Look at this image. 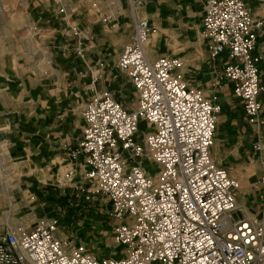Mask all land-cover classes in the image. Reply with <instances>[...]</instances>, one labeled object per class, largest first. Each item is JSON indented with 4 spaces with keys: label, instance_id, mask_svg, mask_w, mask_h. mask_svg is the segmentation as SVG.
Returning <instances> with one entry per match:
<instances>
[{
    "label": "built area",
    "instance_id": "1",
    "mask_svg": "<svg viewBox=\"0 0 264 264\" xmlns=\"http://www.w3.org/2000/svg\"><path fill=\"white\" fill-rule=\"evenodd\" d=\"M197 1L213 75L209 86L225 85L237 102L258 159L261 173L249 205L238 207L240 185L213 155L222 112L217 97L185 78L180 58H148L152 28L137 15L142 1L126 0L130 40L108 65L86 56L84 38L61 7L62 20L77 39L75 56L88 71L91 96L79 113L80 140L68 150L70 169L55 172L53 186L72 188L75 205L67 208L76 214L98 202L101 217L112 222L118 256L97 257L65 231L56 214L29 230L5 221L0 264H264V86L257 52L264 20L244 0ZM100 21L109 30L118 28L110 14L100 15ZM116 75L131 88L130 106L120 91L97 89ZM8 169L0 152V170ZM80 170L83 179L70 183ZM14 187L21 196L25 192L20 182Z\"/></svg>",
    "mask_w": 264,
    "mask_h": 264
},
{
    "label": "rangeland",
    "instance_id": "2",
    "mask_svg": "<svg viewBox=\"0 0 264 264\" xmlns=\"http://www.w3.org/2000/svg\"><path fill=\"white\" fill-rule=\"evenodd\" d=\"M141 1L142 6L139 11L137 10V15L149 20L152 28L146 49L148 58L154 59L161 55L180 58L184 66L182 72L192 85L196 84L209 96L217 97L220 106H229L228 100L233 104L224 85L216 90L209 86L212 75L206 69L207 56L198 22V1ZM246 1L257 16L264 18V4L257 3L263 0ZM61 7L67 10V14L68 12L74 13L75 19L72 17L71 21L85 14L97 20L99 11L105 12L106 15L110 14L115 19L117 17L129 19L126 0H0V112L3 113L0 116V152L5 156L9 168L5 173L0 170V188L2 187L0 191V232L7 220L11 224H21L24 228L31 229L43 217V210L47 207V205L45 208L40 207L41 201L37 189L41 186L49 187V190H45L47 194L43 198H46L45 202H53V211H56L65 231L73 237H77L78 241L83 242L97 257H117L118 249L112 242L110 227L112 222L107 219L106 215L105 217L103 215L104 218L101 217L98 211V202L91 205V211L76 214L74 208H67L69 204L75 205L70 200L72 199L70 197L71 187L63 190L47 186L51 181V176L47 179L39 176V184L38 182L34 183L33 177L28 180L26 177L34 171L28 169L25 172L23 167L16 163L11 156L10 148L14 137H16L13 130L16 118L18 119L22 112V106L25 103H38L41 100V81L48 77L46 75L55 78L56 70H52L55 62L51 58L55 49L49 39L55 29L53 36L59 38V25L63 24L62 16L59 14ZM128 25H131L130 22ZM156 38L158 43H155ZM53 45L56 46V44ZM81 45L84 50L88 48L85 53H90L88 55L93 62L102 60L106 65L115 61L121 52V50L112 52L111 49L108 51L103 49L100 54H97L96 48L93 46L94 42L84 39L81 40ZM45 57H49V64ZM74 61L80 67L79 62L76 59ZM67 76L70 77V75ZM262 76L264 81V68ZM97 89H107L113 93L118 89L128 106L132 103L131 88L122 75L101 81ZM54 91H50V93ZM118 95L119 92L116 93V96ZM90 96L91 94L87 98ZM79 101L73 110V118L78 120L83 100L80 98ZM36 112L38 110L34 109L32 117ZM39 112H43V109H40ZM230 114L229 116V113L223 110L218 115L216 136L223 132L228 133L223 137L226 139L224 143H215L213 154L215 156L217 149V164L223 167L231 178L238 181L240 185L239 201L248 206V194H250L251 187L256 183L261 171L257 157L245 146L243 140L241 141L240 136L244 126L239 123V121L243 122L240 110L235 107L230 111ZM11 115L16 117L11 119ZM8 122L9 124H7ZM223 123L225 124L223 125ZM69 169L70 166L60 168L59 172L64 173ZM19 179L23 183L30 184L22 196L14 187ZM82 179L83 170H80L78 179L71 180L70 183L73 184ZM4 180L7 182V188L3 183ZM29 195L34 196V199L25 200ZM8 197L12 198L10 203ZM233 218L235 219L236 216L233 215Z\"/></svg>",
    "mask_w": 264,
    "mask_h": 264
},
{
    "label": "crops",
    "instance_id": "3",
    "mask_svg": "<svg viewBox=\"0 0 264 264\" xmlns=\"http://www.w3.org/2000/svg\"><path fill=\"white\" fill-rule=\"evenodd\" d=\"M244 1L248 4L246 0ZM257 3L264 4V0ZM36 12L40 13L39 11ZM69 15L71 25L79 30L81 36L84 35V40L94 42L93 46H95V52L97 54H100L103 49H106L107 51L111 49L112 52L122 50L123 46L130 40L132 27H130L131 25H128V23L130 22L128 18L125 19L124 17H117L115 20L117 22L118 28L116 30H109L105 26H103L100 21V15H106L105 12L99 11V19L97 20H94L88 14L78 16L76 20H74L75 18L73 12L69 13ZM72 17L74 18L73 21H71ZM261 18L264 20L263 17ZM198 22L200 25V6L198 11ZM55 31L56 29L51 34V39H49V42H51L52 46L55 49V52L51 54V58L56 64H54V68H52V70H56L54 76L55 78L46 75L48 77L41 81V100L38 103H25L22 106V112L20 114V117L18 119L16 118V125L14 126L13 130V133H16V137H14V142L10 148L12 159L16 163L20 164L25 172L28 169L34 171L32 174L26 177L28 180L33 177V179H35L34 183L38 182L39 184V176H42L46 179L50 178L51 176V181L47 186L52 187H54L52 175L55 172H58L60 168H66L67 166H70L69 163L71 161L70 157L68 156V150L75 148L81 137L82 121L79 114L80 111L78 113V120L77 118H73V110L79 104L80 98L84 103L88 99L87 96L90 94L88 71L74 53L77 39L73 37L68 31L67 23H65L64 21L63 24L59 25V31L57 30L59 32V38H55L53 36V34H55ZM53 44H56V46H54ZM85 50H88V48H85ZM257 52L260 56L259 65L262 73L264 68V40L260 41ZM88 54H86V56L89 57ZM74 59L79 62L81 68L76 65ZM206 69L212 75L211 71L208 68V64ZM67 75H70V77ZM185 78L190 82V80L186 76ZM262 84L264 86L263 76ZM225 89L229 93L230 99L231 101H233V104H231V102H229L228 100L229 106L225 107L221 105L222 111L225 110V112L229 113L230 116V111L233 108L237 107L240 110L243 119V115L239 105L234 99H232L230 92L228 91L226 86ZM117 90H114V93L117 92ZM50 91H54V95H52L53 93H50ZM44 93H46L47 95H45ZM261 99L264 116V95H262ZM34 109L38 110V112H36L35 116L32 117V112H34ZM40 109H43V112H39ZM10 117L12 119L16 116L14 117L13 115H11ZM225 123H223V125ZM239 123L240 125L242 124L244 126V128L241 127L243 128L242 135L240 136L241 141L243 140L245 146L250 149L252 142L245 126L244 119L243 122L239 121ZM7 124H9V122ZM226 133L228 132H223L216 136V143H224L226 139H223V137ZM216 156L217 149L215 150V159ZM18 182L25 186L26 192L30 184L25 182L23 183L21 179H19L17 183ZM5 188H7V186ZM41 190L43 191L42 193L40 192ZM45 190H49V187L41 186L37 189L38 195L40 197L39 200L41 201V203L45 204L43 208H45L47 205L46 209L43 210V217H47L48 215L52 217L56 215V211H53L52 201L45 202L46 198H43L47 194V191Z\"/></svg>",
    "mask_w": 264,
    "mask_h": 264
},
{
    "label": "bare ground",
    "instance_id": "4",
    "mask_svg": "<svg viewBox=\"0 0 264 264\" xmlns=\"http://www.w3.org/2000/svg\"><path fill=\"white\" fill-rule=\"evenodd\" d=\"M115 4H116V3H115ZM138 11H139V9H138ZM157 38H158V37H157ZM157 38H156V39H157ZM156 39H155V43L158 41V39H157V40H156ZM152 43H153V42H152ZM157 43H158V42H157ZM152 46H156V45H152ZM45 59H46V62L49 64V62H50V61H49V57H45ZM3 183H4L5 186H8V185H7V182H6L5 180L3 181ZM1 190H2V187L0 188V191H1ZM244 206H245L244 203H243V202H240V201H239V198H238V207H239L241 210H245V207H244Z\"/></svg>",
    "mask_w": 264,
    "mask_h": 264
}]
</instances>
